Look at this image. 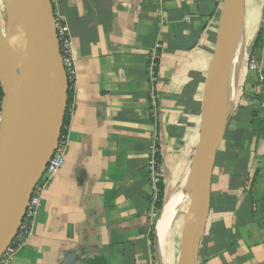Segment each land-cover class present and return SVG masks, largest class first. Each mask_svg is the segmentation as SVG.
Here are the masks:
<instances>
[{
	"label": "crops",
	"instance_id": "crops-1",
	"mask_svg": "<svg viewBox=\"0 0 264 264\" xmlns=\"http://www.w3.org/2000/svg\"><path fill=\"white\" fill-rule=\"evenodd\" d=\"M52 1L77 74L68 153L12 264H181L224 0ZM241 21L245 51L196 264H264V0H244ZM154 146L165 169L157 191ZM183 184L188 194L164 224Z\"/></svg>",
	"mask_w": 264,
	"mask_h": 264
},
{
	"label": "water",
	"instance_id": "water-1",
	"mask_svg": "<svg viewBox=\"0 0 264 264\" xmlns=\"http://www.w3.org/2000/svg\"><path fill=\"white\" fill-rule=\"evenodd\" d=\"M8 5L7 46L0 37V258L17 236L35 187L59 147L70 89L53 1L8 0ZM243 8L244 0H224L206 86L200 143L191 172L192 201L186 208L181 264H196L210 213L213 157L230 113L221 115L226 75ZM13 37H18L16 43L11 42ZM24 82L31 89L35 106L28 131L20 101Z\"/></svg>",
	"mask_w": 264,
	"mask_h": 264
},
{
	"label": "built area",
	"instance_id": "built-area-1",
	"mask_svg": "<svg viewBox=\"0 0 264 264\" xmlns=\"http://www.w3.org/2000/svg\"><path fill=\"white\" fill-rule=\"evenodd\" d=\"M56 29L58 33V38L61 47V53L63 56L64 67L67 73L69 84L74 85L76 83V68L74 60L72 58V44L68 36V31L65 25L58 19H56ZM155 66V63H153ZM246 68L256 69V61L252 54H248ZM258 74L260 81H264L263 71L258 69ZM2 104H3V85L0 81V125L2 121ZM262 109L264 110V103L261 104ZM72 110V103L69 107V111ZM68 153V141L66 136H62L60 139L59 147L54 152L50 162L47 165L46 171L40 181L38 182L35 190L32 194L30 205L27 208L25 217L20 226L17 236L14 238L12 243L6 249L4 254L0 258V264H12L17 252L25 247L33 233L34 222L38 215V212L41 208V203L43 195L46 190L49 188L51 183L54 181L59 171L62 169L65 159ZM158 150L154 146L152 148V157L150 160V175L151 181L154 186V189L157 191L159 184L162 182L165 176V169L163 164L157 157ZM157 212L155 211L153 215L155 216Z\"/></svg>",
	"mask_w": 264,
	"mask_h": 264
},
{
	"label": "bare ground",
	"instance_id": "bare-ground-1",
	"mask_svg": "<svg viewBox=\"0 0 264 264\" xmlns=\"http://www.w3.org/2000/svg\"><path fill=\"white\" fill-rule=\"evenodd\" d=\"M8 5V0H7ZM9 8V5H8ZM3 26V27H2ZM0 37L4 45L8 44V32L4 28L1 16H0ZM245 50V40L242 21L240 20L233 37L232 48L230 53V59L228 63V70L226 75V84L224 92V101L221 115L225 116L231 109L234 97L237 93V78H238V68L240 62L242 61V54ZM243 57V56H242ZM20 101L22 106V119L26 130L28 131L33 115H34V100L30 87L26 82L23 83L22 92L20 95ZM189 185H181L175 189L172 198L167 203L166 208L163 213V223H169L177 212L179 206L184 201L188 194ZM198 220V216L196 221Z\"/></svg>",
	"mask_w": 264,
	"mask_h": 264
},
{
	"label": "trees",
	"instance_id": "trees-1",
	"mask_svg": "<svg viewBox=\"0 0 264 264\" xmlns=\"http://www.w3.org/2000/svg\"><path fill=\"white\" fill-rule=\"evenodd\" d=\"M73 93H74V88L73 85L70 84V89H69V99H68V109L65 115V121H64V127L62 129V136L65 135L66 133V127L68 125L69 122V107L73 101ZM163 201H164V197L163 195L160 193L158 196V201L155 203V211L158 212L162 209L163 207Z\"/></svg>",
	"mask_w": 264,
	"mask_h": 264
},
{
	"label": "rangeland",
	"instance_id": "rangeland-1",
	"mask_svg": "<svg viewBox=\"0 0 264 264\" xmlns=\"http://www.w3.org/2000/svg\"><path fill=\"white\" fill-rule=\"evenodd\" d=\"M0 11H1V14H2V18L1 19H2V22H3L4 28L8 32L7 1L6 0H0ZM243 55H244V52H243L242 56ZM242 56H241V58L243 59Z\"/></svg>",
	"mask_w": 264,
	"mask_h": 264
},
{
	"label": "clouds",
	"instance_id": "clouds-1",
	"mask_svg": "<svg viewBox=\"0 0 264 264\" xmlns=\"http://www.w3.org/2000/svg\"><path fill=\"white\" fill-rule=\"evenodd\" d=\"M17 40H18V37H13L11 42L16 43Z\"/></svg>",
	"mask_w": 264,
	"mask_h": 264
}]
</instances>
